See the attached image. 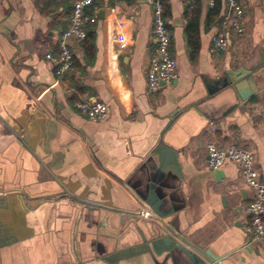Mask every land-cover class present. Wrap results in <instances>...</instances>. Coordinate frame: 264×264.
Here are the masks:
<instances>
[{"label":"crops","instance_id":"1","mask_svg":"<svg viewBox=\"0 0 264 264\" xmlns=\"http://www.w3.org/2000/svg\"><path fill=\"white\" fill-rule=\"evenodd\" d=\"M241 1L245 33L216 56L225 0L219 11L163 0L178 76L150 94L148 0H96L89 42L62 76L46 55L59 52L69 0H0V264H191L173 241L207 264H264L239 166L207 162L210 142L246 144L264 182V0ZM248 75L258 91L243 99ZM88 97L107 103L105 120L77 107Z\"/></svg>","mask_w":264,"mask_h":264},{"label":"built area","instance_id":"2","mask_svg":"<svg viewBox=\"0 0 264 264\" xmlns=\"http://www.w3.org/2000/svg\"><path fill=\"white\" fill-rule=\"evenodd\" d=\"M198 0H188L195 4ZM216 0H208L213 6ZM71 16L67 28L58 39V54L48 53L46 56L55 67V73L62 76L71 71L75 61V47L81 45L87 35V26L96 21L94 14L89 13V7L96 8V0H69ZM153 8L152 36L155 47L151 51L146 71L148 93H154L162 84L174 81L178 76L177 62L170 53L171 33L164 16L163 0H148ZM227 12L223 15L218 33L212 39L210 51L218 56L229 47V33L243 37L246 29V11L241 0H225ZM116 40L120 49L128 47V41L123 34H118ZM77 107L91 120L103 121L109 115L107 103L96 98H83L77 102ZM212 130L217 125L212 123ZM208 166L217 170L226 160L237 164L244 182L250 187L252 198L248 207L250 221L247 232L254 241L264 242V182L256 167L254 150L241 143H231L221 146L215 142L207 145ZM137 215L144 219H152L151 210L142 206Z\"/></svg>","mask_w":264,"mask_h":264},{"label":"water","instance_id":"3","mask_svg":"<svg viewBox=\"0 0 264 264\" xmlns=\"http://www.w3.org/2000/svg\"><path fill=\"white\" fill-rule=\"evenodd\" d=\"M235 72L237 73L236 75H240L242 73L245 72V69H240L239 71H234V72H228L227 74H225L224 76L220 77L217 80H213L210 81V85H209V89L210 91H215L217 89H220L221 87L224 86H228L230 84L231 81V76L233 75V73L235 74ZM249 74V73H246ZM247 80L249 83V88H244L243 90L240 89V87L243 85L242 83H238L237 87L240 89V95L243 99H248L249 97H251L252 95H254L257 91H258V86L255 84V80L254 77L251 75L247 76ZM153 209L156 211V207L154 206V203L152 201L148 202ZM158 212V211H157ZM138 216V215H137ZM174 244L176 245V247L182 251V253L185 256V259L187 260V262H190L191 264H207V262H205L200 255H204L205 252L201 251L199 248H189L186 247L182 244H180L177 241H173ZM209 260H212L211 258H209Z\"/></svg>","mask_w":264,"mask_h":264},{"label":"trees","instance_id":"4","mask_svg":"<svg viewBox=\"0 0 264 264\" xmlns=\"http://www.w3.org/2000/svg\"><path fill=\"white\" fill-rule=\"evenodd\" d=\"M213 6H214V9H217V11H219V8L221 7V0H216L215 4ZM88 42H89V34L87 35V37L83 43L86 46V44H88Z\"/></svg>","mask_w":264,"mask_h":264}]
</instances>
